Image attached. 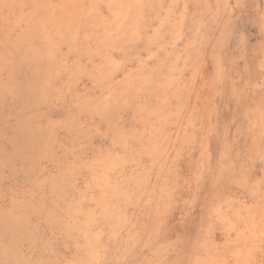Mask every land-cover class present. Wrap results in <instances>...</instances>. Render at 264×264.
Instances as JSON below:
<instances>
[{
  "label": "rangeland",
  "instance_id": "rangeland-1",
  "mask_svg": "<svg viewBox=\"0 0 264 264\" xmlns=\"http://www.w3.org/2000/svg\"><path fill=\"white\" fill-rule=\"evenodd\" d=\"M0 264H264V0H0Z\"/></svg>",
  "mask_w": 264,
  "mask_h": 264
}]
</instances>
